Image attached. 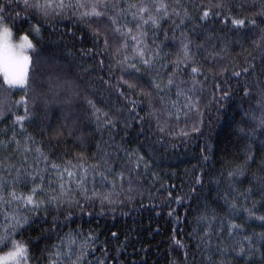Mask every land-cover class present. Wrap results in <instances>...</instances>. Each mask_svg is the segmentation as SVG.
Masks as SVG:
<instances>
[{
	"label": "snow or ice",
	"instance_id": "6c2138e0",
	"mask_svg": "<svg viewBox=\"0 0 264 264\" xmlns=\"http://www.w3.org/2000/svg\"><path fill=\"white\" fill-rule=\"evenodd\" d=\"M21 11L22 23L36 20L35 25H30V32L36 34L40 33L42 26L65 16L86 25L92 39L88 54L99 58L101 69L106 58L111 60L107 73L109 79H100L114 92V101L109 100L103 107H98L102 102L89 98L94 93L82 97L83 110L94 121L95 132L100 133L96 151L91 157L93 162L88 163V158L81 154L76 158V163H57L50 161L30 135H24V125L29 119L27 97H22L15 105H7L6 97L0 96V117L7 119L9 114L13 117L11 135L7 134L8 128L0 130V148L7 152L0 159V211L5 212L6 221V226L0 232V245L8 247L9 242L11 244L10 250L0 255V264L9 259L15 260L16 264H31L33 260L29 243L14 238L29 223L28 216L19 215L20 207L38 213L42 208L46 211L53 206L60 208L67 205L70 218L73 207L83 210L99 202L103 215L104 209L120 203V192H133V178L143 177L140 169L143 167L147 172L149 158L147 153L142 154L137 148L125 147L123 138L117 141L113 133L119 129L125 131L127 136L126 130L135 124L140 129L138 135L143 136L148 131L143 125H151L155 121L153 131L163 135L168 131L171 118L175 117L179 122L182 115L187 117L192 111L200 113L199 97H193L203 90L209 74L215 79L228 73V67L221 65L219 60L222 59L221 52L227 53L229 43L220 40L208 27V21L213 17H222L221 23H230L229 30L233 35L250 39L252 46L261 53L259 72L256 65L245 60L244 65L233 64L230 78L236 79L239 84L243 77V99L249 102L238 125H246L251 114L252 122L264 135V79L260 78L264 77V28H258L257 24V15L264 16V8L259 14L246 15L243 0H7L0 3V74H3L8 89L28 85L31 66L40 62L43 52V49L37 52L36 60L24 54L26 48L36 51L28 34L21 37L22 43L19 45L14 46L10 42L12 31L6 20L13 12L19 18ZM188 24H191V31L186 30ZM164 25L169 27L163 28ZM149 32L152 35L151 43L148 40ZM216 42L222 45L220 51L216 50ZM176 44L175 57L170 59V54L165 53L164 48ZM50 62L51 57H45L42 64ZM116 69L119 75L113 83ZM254 74L257 79L254 83H248ZM201 76H204L203 81L199 79ZM216 88L222 91L219 85ZM229 97V92H223L221 99ZM21 103L25 105V114L17 115L12 109L18 108ZM257 111L261 114L258 120L255 116ZM71 118V114L65 116V119ZM248 127L250 130L245 131V127L238 126L240 139L253 138L256 128ZM199 130L198 125L193 124L192 131ZM181 132L187 135V132ZM105 134H108L107 140L104 139ZM245 154L249 161L255 160L250 146L245 148ZM13 156L18 158V162ZM203 160H208V156L204 155ZM235 175L236 172H228L229 179ZM125 182L127 189L124 188ZM203 183V176L194 174L187 195L191 196ZM21 185L27 188V193L20 191ZM118 185L120 192L117 191ZM247 191L250 193L251 189ZM167 198L171 200L172 192H168ZM128 199H132V196L129 195ZM175 199L178 204H184V196L177 195ZM13 204L17 205L16 209H11ZM229 207L234 209L236 205L232 203ZM174 211L170 209L169 215ZM196 211L198 214L194 220L197 227L189 234L196 242L195 251L191 253V264H229L225 259L228 255L253 257L257 252L260 254V264H264V231L238 240L236 236L243 230V225L234 220H229L225 225L224 220L220 219L217 227L215 213L209 215L206 207L203 210L197 208ZM245 211L249 218L259 220L264 227V215L255 216L253 209ZM88 214L91 215V212ZM225 229L227 239L224 237ZM112 236L115 238L117 234L113 232ZM97 239L91 231L86 236L82 232L69 231L58 244L46 247V251L35 258L36 264H40L41 260L47 264H108L106 244L102 252L104 258L95 262L87 260L95 251ZM173 240L180 249H184V264H189L188 245L175 240V237ZM196 252H199V260ZM249 264H252L251 260Z\"/></svg>",
	"mask_w": 264,
	"mask_h": 264
},
{
	"label": "trees",
	"instance_id": "16d2710c",
	"mask_svg": "<svg viewBox=\"0 0 264 264\" xmlns=\"http://www.w3.org/2000/svg\"><path fill=\"white\" fill-rule=\"evenodd\" d=\"M6 2L7 0H0V3ZM243 3L246 15L259 14L264 8V0H243ZM22 20V11L19 18L14 12L8 15L6 23L12 31V37L29 35L36 50L31 49L29 53L33 60H36L39 50L43 49V52L40 54V62L31 66L26 87L8 89L0 74V96L6 97L7 105H15L16 101L27 97L29 119L24 125V135H30L50 161L76 163V158L83 154L88 158L87 162L92 163L91 157L96 151L100 133L95 132L94 121L83 110L85 105L82 97L94 93L89 98L101 101L98 107H103L109 100L114 101V92L100 79H109L107 73L111 60L106 58L101 69L99 58L88 54V49L92 47L91 32L86 25L77 23L70 16L42 26L39 34L30 32V25H35L36 20L23 23ZM221 20L222 17H213L208 21V27L214 30L220 40H227L229 43L227 53L221 52L222 59L219 60L221 65L228 67V73L215 79L209 74L203 90L193 97H199L200 113L192 111L187 117L182 115L179 122L175 117L171 118L168 131L163 135L153 131L155 121L151 125H143L148 130L143 136L138 135L140 129L135 124L126 130L127 136L125 131L119 129L113 133L117 141L123 138L125 147L137 148L142 154L147 153L149 158L147 172L141 167L143 177L133 178L131 194L120 192L118 185L120 203L104 209L103 215L99 202L83 210L73 207L70 218L67 205L60 208L53 206L46 211L42 208L38 213L19 208V215L28 216L29 223L14 238L29 243L33 256L31 264H36L35 258L40 257L46 247L58 244L60 238L72 230L82 232L84 236L91 231L98 237L95 251L87 257L89 262L104 258L102 252L106 244L108 264H172L173 261L175 264H184V249L175 244V237V240L188 245L191 264V253L195 251L196 242L189 234L197 227L194 220L198 214L197 208L203 210L206 207L209 215L215 213L217 227L220 219L224 220L225 225L229 220L243 225V230L236 236L238 240L264 231L260 221L249 218L245 211L253 209L255 216L264 215V135L260 134L257 124L252 122L251 114L246 125H238L249 102L243 99V77L239 84L236 79L230 78L233 64L244 65L245 60L256 65L259 72L261 53L252 46L250 39L233 35L229 30L230 23L223 24ZM257 24L258 28H264V16L257 15ZM168 27L169 25L163 26ZM186 30L191 31V24L186 25ZM171 35L170 32L169 37ZM148 40L151 43V32ZM221 47L216 42V50L220 51ZM177 48L178 44L171 45L165 47L164 52L169 53V58L172 59ZM45 57H51V62L47 65L42 64ZM114 73L113 83L119 75L118 69ZM199 79L203 81L204 76ZM256 79L254 74L247 82L254 83ZM217 85L222 91L217 90ZM223 92H229L230 97L221 99ZM12 111L17 115H24L25 105L21 103L18 108L13 107ZM69 114L72 118L65 119ZM260 115L259 111L255 113L257 120ZM12 119L11 114L7 119L0 117V130L8 128V135H11ZM193 124L198 125V132L192 131ZM248 125L256 128V132L252 139L242 140L237 135V128L241 126L249 131ZM17 130L19 131V126ZM181 130L187 132V135H183ZM104 139H108V134L104 135ZM247 146L251 147L254 161L247 159ZM202 149L205 151L202 152ZM6 155L7 152L0 148V159ZM32 155L35 156L36 153L33 152ZM204 155L208 156V160H203ZM13 159L18 162L17 157L13 156ZM229 171L236 172L234 178H228ZM194 174L202 175L204 183L189 196L187 194ZM124 188H128L127 182ZM248 189H251L250 193ZM20 191L27 193V188L21 185ZM168 192H172L171 200L167 198ZM129 195L132 199H128ZM177 195L184 196L183 205L176 202ZM232 203L236 205L234 209L229 207ZM16 208L17 205H11V209ZM170 209L175 210L171 216ZM5 226V212L0 211V232ZM113 232L117 234L115 238L112 236ZM224 237L227 239L226 229ZM80 238L82 237H78ZM10 248V242L8 247L0 245V255L7 253ZM196 255L199 260V252ZM225 259L229 264H249V260L252 264H260L261 258L257 252L253 257H237L232 254ZM40 264L47 262L41 260Z\"/></svg>",
	"mask_w": 264,
	"mask_h": 264
},
{
	"label": "rangeland",
	"instance_id": "374dc122",
	"mask_svg": "<svg viewBox=\"0 0 264 264\" xmlns=\"http://www.w3.org/2000/svg\"><path fill=\"white\" fill-rule=\"evenodd\" d=\"M10 42L12 43V45H14V46H16V45H19V44H21L22 43V40H21V38H13L12 36H11V38H10ZM32 43V42H31ZM30 50L31 49H25L24 50V54L25 55H28L29 56V53H30ZM2 76V79H3V74H1ZM4 81V80H3ZM5 84V83H4ZM6 85V84H5ZM6 87L8 88V86L6 85ZM16 88H20L19 86L18 87H16Z\"/></svg>",
	"mask_w": 264,
	"mask_h": 264
},
{
	"label": "clouds",
	"instance_id": "9594fccd",
	"mask_svg": "<svg viewBox=\"0 0 264 264\" xmlns=\"http://www.w3.org/2000/svg\"><path fill=\"white\" fill-rule=\"evenodd\" d=\"M4 264H16V261L9 259V260H5Z\"/></svg>",
	"mask_w": 264,
	"mask_h": 264
}]
</instances>
